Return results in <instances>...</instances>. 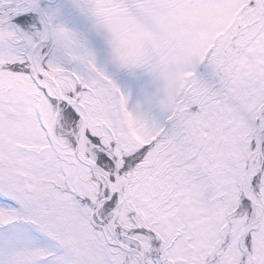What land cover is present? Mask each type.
I'll return each instance as SVG.
<instances>
[{
    "label": "snow or ice",
    "instance_id": "6c2138e0",
    "mask_svg": "<svg viewBox=\"0 0 264 264\" xmlns=\"http://www.w3.org/2000/svg\"><path fill=\"white\" fill-rule=\"evenodd\" d=\"M0 264H264V0H0Z\"/></svg>",
    "mask_w": 264,
    "mask_h": 264
}]
</instances>
